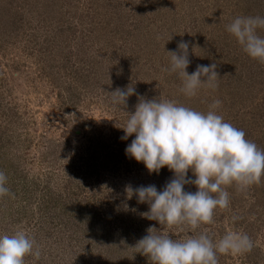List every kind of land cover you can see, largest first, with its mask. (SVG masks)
Wrapping results in <instances>:
<instances>
[{
    "label": "rangeland",
    "instance_id": "obj_1",
    "mask_svg": "<svg viewBox=\"0 0 264 264\" xmlns=\"http://www.w3.org/2000/svg\"><path fill=\"white\" fill-rule=\"evenodd\" d=\"M238 16L264 17V0H0V171L14 193L0 197V234L20 226L35 238L41 257L25 264H151L134 247L152 226L176 240L205 228L214 242L246 233L252 250L218 254V264H264V176L227 187L229 206L213 223L163 229L125 189L162 190L173 173L149 174L126 155L135 136L122 140L120 128L137 95L127 107L108 95L132 84L147 99L204 113L220 100L217 114L264 149V63L227 32ZM181 41L186 71L216 63L218 87L187 97L181 78L162 71Z\"/></svg>",
    "mask_w": 264,
    "mask_h": 264
},
{
    "label": "clouds",
    "instance_id": "obj_2",
    "mask_svg": "<svg viewBox=\"0 0 264 264\" xmlns=\"http://www.w3.org/2000/svg\"><path fill=\"white\" fill-rule=\"evenodd\" d=\"M258 28H264V17L238 16L226 26L250 58L264 63V37L257 34ZM189 47V42L181 41L177 50L166 51L170 66L162 71L176 73L182 80L180 91L193 97L201 88L218 87L219 74L216 63L197 65L189 74ZM134 94L138 103L133 113L126 112L128 118L120 128L122 140L135 136L125 149L126 155L143 163L149 174H159L164 167L173 173L162 190L152 184L126 187L129 198L135 196L138 203L149 205V211L141 214L144 218L157 221L163 229H198L213 223L217 208L229 206L227 187L235 184L243 190L264 176V149L217 114L222 101H213L204 113L175 100L147 99L138 95L132 84L108 93L114 105L123 107ZM189 170L194 179L188 177ZM6 184L7 176L0 171V197L14 198ZM185 185H194L197 191H185ZM253 246L246 233L237 231H228L215 242L206 228L198 235L176 240L152 226L134 249L151 264H218V254L239 255L250 252ZM29 255L38 260L41 250L26 229L17 226L12 234H0V264H25Z\"/></svg>",
    "mask_w": 264,
    "mask_h": 264
}]
</instances>
